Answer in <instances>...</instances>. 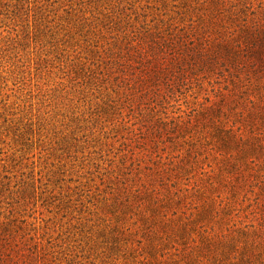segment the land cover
Segmentation results:
<instances>
[{
  "label": "rangeland",
  "instance_id": "obj_1",
  "mask_svg": "<svg viewBox=\"0 0 264 264\" xmlns=\"http://www.w3.org/2000/svg\"><path fill=\"white\" fill-rule=\"evenodd\" d=\"M183 1L0 0V264H137L115 227L137 228L139 214L118 223L117 205L182 156L168 130L229 87L216 74L132 98L119 83L133 36L203 24Z\"/></svg>",
  "mask_w": 264,
  "mask_h": 264
},
{
  "label": "trees",
  "instance_id": "obj_2",
  "mask_svg": "<svg viewBox=\"0 0 264 264\" xmlns=\"http://www.w3.org/2000/svg\"><path fill=\"white\" fill-rule=\"evenodd\" d=\"M232 1L184 0V8L204 10L201 26L148 29L133 36L128 57L115 59L132 98L190 78H229L217 102L168 130L186 147L182 156L150 168L147 176L158 182L134 193L138 205H117L118 223L139 214L137 228V221L115 227L134 263L264 264V0H254L253 17L252 1L238 9ZM207 151L210 170H203Z\"/></svg>",
  "mask_w": 264,
  "mask_h": 264
}]
</instances>
